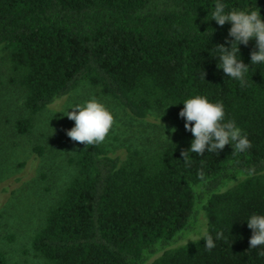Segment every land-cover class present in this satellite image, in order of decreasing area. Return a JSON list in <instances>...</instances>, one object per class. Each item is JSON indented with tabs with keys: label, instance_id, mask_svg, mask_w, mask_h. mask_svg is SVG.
Segmentation results:
<instances>
[{
	"label": "trees",
	"instance_id": "16d2710c",
	"mask_svg": "<svg viewBox=\"0 0 264 264\" xmlns=\"http://www.w3.org/2000/svg\"><path fill=\"white\" fill-rule=\"evenodd\" d=\"M217 2L0 0V46L25 91L18 134L85 82L137 119L167 107L180 113L195 96L222 103L225 122L252 145L185 161L180 153L194 140L186 131L152 158L121 162L101 144H79L69 160L75 174L31 240L46 264H264V245L250 248L247 226L264 215V63L251 65L253 39L237 53L249 65L243 85L218 68L216 45L233 38L231 23L212 20ZM219 2L226 13L257 6L264 19V0ZM202 217L200 238L170 248L199 233ZM0 264H8L1 251Z\"/></svg>",
	"mask_w": 264,
	"mask_h": 264
},
{
	"label": "rangeland",
	"instance_id": "374dc122",
	"mask_svg": "<svg viewBox=\"0 0 264 264\" xmlns=\"http://www.w3.org/2000/svg\"><path fill=\"white\" fill-rule=\"evenodd\" d=\"M24 99L25 91L11 68L9 53L0 46V251L8 264H46L32 250L31 240L75 174L69 160L80 143L66 135L75 126L65 116L68 111L92 99L103 104L114 116L115 124L100 144L121 162L131 156L152 158L186 130L176 108L153 110L146 118L137 119L99 88L82 82L38 113L29 134L20 135L14 124L25 112ZM37 146L43 150L41 155L33 152ZM201 221L199 233L187 235L170 248L200 238L206 220L202 217Z\"/></svg>",
	"mask_w": 264,
	"mask_h": 264
},
{
	"label": "clouds",
	"instance_id": "9594fccd",
	"mask_svg": "<svg viewBox=\"0 0 264 264\" xmlns=\"http://www.w3.org/2000/svg\"><path fill=\"white\" fill-rule=\"evenodd\" d=\"M225 7L218 0L212 13V20L219 26L223 27L226 23L232 25L228 35L233 39L225 41L230 47H225V44L216 45L220 53L218 68L222 69L227 77L238 80L243 85L246 82L245 76L249 71V65L240 58L237 59V53L240 54L239 45L247 46L255 39L258 51L250 53L251 65L264 63V19L257 6L250 12L232 10L227 13ZM205 75L206 73L204 78ZM183 105L179 116L186 121L185 130L194 136L190 149L182 150L180 153L183 160L187 161L192 153L198 156H203L205 151L218 154L227 145H231L234 151L239 152H245L252 147L247 135L242 134V130L234 121L225 122L222 103H211L206 97L195 96L184 101ZM65 116L75 122V126L67 130L66 135L72 141L86 147L103 143L115 124L112 113L95 99L87 101L83 106L76 105ZM159 122L161 124V120ZM171 131L175 133L176 129L173 128ZM247 226L252 230L250 248L264 245V215H252L247 221ZM222 236L221 232L216 238L220 239ZM204 245L209 250L215 248L211 235L205 238Z\"/></svg>",
	"mask_w": 264,
	"mask_h": 264
}]
</instances>
